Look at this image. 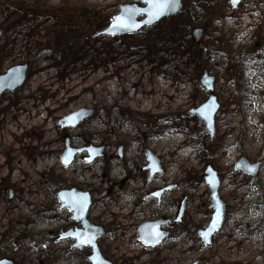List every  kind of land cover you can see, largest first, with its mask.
I'll return each instance as SVG.
<instances>
[{
    "label": "rangeland",
    "instance_id": "rangeland-1",
    "mask_svg": "<svg viewBox=\"0 0 264 264\" xmlns=\"http://www.w3.org/2000/svg\"><path fill=\"white\" fill-rule=\"evenodd\" d=\"M132 2L0 0V75L30 66L26 84L0 101V127L27 117L24 128L9 133L10 145L0 139V260L90 264V248L58 241L80 225L60 210L57 193L77 188L92 196L88 219L105 228L99 247L113 264H264V0H245L236 10L230 0H187L178 16L136 34L93 37ZM209 13L215 15L210 27L203 23ZM196 28L204 30L199 43ZM204 71L216 77L221 107L213 142L203 121L190 115L209 97L200 81ZM165 84L180 104L173 107L169 94L157 108ZM80 109L94 114L62 129L60 121ZM67 139L74 148H105L104 158L89 164L84 152L64 167ZM181 141L187 148L173 166L168 158ZM147 150L163 169L150 181ZM241 158L259 164L255 177L236 169ZM21 164L30 169L15 181ZM208 166L221 180L227 212L205 246L198 231L213 213ZM165 188L171 191L158 202L153 194ZM183 201L181 221L165 227L169 238L145 247L141 224L175 221ZM116 204L124 209H112Z\"/></svg>",
    "mask_w": 264,
    "mask_h": 264
},
{
    "label": "water",
    "instance_id": "water-1",
    "mask_svg": "<svg viewBox=\"0 0 264 264\" xmlns=\"http://www.w3.org/2000/svg\"><path fill=\"white\" fill-rule=\"evenodd\" d=\"M185 1L187 0H179V4L175 8V10L160 16L158 19H153L151 23L147 22L150 19V16L146 12L136 11L137 9H148L149 5L145 3V0H133V2L130 4L120 5L118 7V13L112 17L109 26L105 30L94 34V38L130 36L132 34L138 33L144 28H151L165 19L178 16L186 6ZM244 1L245 0H238L236 4H233L232 0H230V7L236 10ZM116 16H130V23L132 26L126 30H116L114 33L108 31V29H111L113 25V18ZM193 36L195 38V41L199 43L204 37V30L202 28H196L193 31ZM29 69L30 66L28 63L23 65H16L11 67L5 74L0 75V100L7 92L13 93L21 89L25 85L28 79ZM200 81L204 89L209 92V97L206 102L202 104V106L215 104V107L210 113H208L209 119L207 120L200 115L199 110L202 109V106L191 110L190 115L193 117L197 116L200 118V120L203 121V123L205 124V129L209 134L210 141L213 142L216 136V116L221 108L218 97L215 95L216 77L210 75L207 71H204ZM93 114V109H80L77 112H74L71 115L63 118L60 121L61 128H76L85 120L92 117ZM104 151L105 148H73L70 145V141L67 139L65 141V151L61 157V162L64 167L69 168L74 163L78 155L86 152L88 154L86 162L91 164L97 159L104 158ZM69 152L71 153V155H68ZM146 158L148 161V166L145 168V170L149 171L148 180L150 181L156 175L163 174V169L160 159L150 150L146 151ZM258 168V163L250 164L246 158H241L236 164L237 170H242L245 174L252 177H255L258 174ZM205 175V182L210 189V207L213 210V213L209 225L206 229L199 230L198 236L201 238L205 246H209L212 245L214 235L218 233L224 225L226 204L220 198L219 190L221 187V181L218 173L211 166H208L205 171ZM166 191H171V188L162 189L156 192L159 193V195H153V197H155L158 202H160L161 197L165 194ZM85 197L87 203L83 212L71 210L73 202L84 199ZM57 199L60 204V210H67L71 214L72 220L75 223L81 225L80 229L62 234L58 238V241L73 240V248L78 250L90 248L91 254L88 257L90 264H113L112 262L104 258L99 247V241L106 235L105 228L95 225L88 219L89 212L93 204L92 196L90 195V193L84 192L77 188L62 189L58 191ZM185 208V201H183L179 209L178 218L175 220V223H179L181 221L184 215ZM170 223V221L156 220L141 224L138 230L139 241L145 247L155 248L160 246L169 237V232L165 231L164 228ZM156 228H158L159 232L162 233V235L158 238V240H151L149 233ZM81 233H83L85 236L94 234L95 240L93 244L81 246L77 240V236ZM0 264H14V262L7 259H1Z\"/></svg>",
    "mask_w": 264,
    "mask_h": 264
},
{
    "label": "snow or ice",
    "instance_id": "snow-or-ice-1",
    "mask_svg": "<svg viewBox=\"0 0 264 264\" xmlns=\"http://www.w3.org/2000/svg\"><path fill=\"white\" fill-rule=\"evenodd\" d=\"M232 2L233 4H236L238 0H232ZM145 3L149 5L148 9L146 10L137 9L136 11L146 12L150 16V19L147 22L151 23L153 19H158L160 16L175 10L177 5L179 4V0H145ZM130 21H131L130 16L128 17L116 16L113 18V25L111 29H108V31L114 33L116 30H126L132 26ZM214 107L215 104L202 106V109L199 110L200 115L206 120L209 119L208 113H210L214 109ZM68 155H71V153L69 152ZM153 195H159V193H154ZM86 203H87L86 197L84 199L75 201L73 202V206L71 210L83 212L85 210ZM161 235L162 233L159 232L158 228L154 229L152 232L149 233L151 240H158V238ZM77 240L81 246L92 245L95 240V235L89 234L85 236L83 233H81L77 236Z\"/></svg>",
    "mask_w": 264,
    "mask_h": 264
},
{
    "label": "bare ground",
    "instance_id": "bare-ground-1",
    "mask_svg": "<svg viewBox=\"0 0 264 264\" xmlns=\"http://www.w3.org/2000/svg\"><path fill=\"white\" fill-rule=\"evenodd\" d=\"M132 76V75H131ZM149 80H150V77L149 76H147L146 78H145V83L144 84H146L147 82H149ZM131 79H128V82H130L131 83ZM156 83L157 84H161V81L159 80V79H157L156 80ZM181 84H183V83H181ZM164 86V85H163ZM170 88H172V85H170V86H167L166 84H165V86H164V89H163V94L162 95H160L159 97H157L155 100H154V103H153V105L155 106V107H157V108H159V107H162V106H165V102H164V96L165 95H169L170 94ZM184 93V88L182 89V88H179V92L178 93ZM130 93H128V95H129ZM169 96H171V97H174L175 99H176V101H174L173 103V107L174 106H176L177 105V103L178 104H180L179 103V98L178 97H176L177 95L176 94H170ZM130 97V96H129ZM133 101H136V100H140V99H138L136 96H133ZM141 101V100H140ZM148 103H150V102H148ZM130 108V107H129ZM130 109H132V108H130ZM136 110V109H135ZM136 112H137V110H136ZM139 112H140V110H139ZM33 115H36V114H33ZM32 115V116H33ZM26 121H27V117H21L20 119H18L15 123H13V124H9L11 121H9L8 123H7V126L6 127H0V139H2V138H4V143L6 144V145H10V141L8 140V137H9V133H15V131H17V128H24L25 127V125H26ZM40 121H37L36 122V124H38ZM48 131H50V129H48ZM47 140H49V137H47ZM187 148V146H185V142L184 141H181V142H176V146H174V150H171V154H170V157L168 158V161H169V164H171V165H173V166H175V165H177L178 164V166H179V163H178V158H176V155H178L180 152H184V150ZM39 163L41 164V163H44V161H39ZM222 166H224L223 164H225V162H222V163H220ZM26 169H30L28 166H26V165H24V164H21V165H17L16 166V171H17V173L13 176V180H15V181H21V178H20V176L21 175H23V171L24 170H26ZM229 185V184H228ZM227 185V187H229ZM238 190V189H237ZM131 193H133L134 191H130ZM130 194V193H129ZM130 195H132V194H130ZM236 199L238 200L239 199V194L237 193L236 194ZM25 203V202H24ZM237 203V202H236ZM26 204L27 205H29V204H31V200H27L26 201ZM116 207H114L113 205L111 206L112 207V209H115V208H121L120 210H122V209H124V206L122 205V204H116L115 205ZM21 208H19L18 207V211L19 212H22V210H20Z\"/></svg>",
    "mask_w": 264,
    "mask_h": 264
},
{
    "label": "trees",
    "instance_id": "trees-1",
    "mask_svg": "<svg viewBox=\"0 0 264 264\" xmlns=\"http://www.w3.org/2000/svg\"><path fill=\"white\" fill-rule=\"evenodd\" d=\"M214 1H216V0H214ZM185 8H186V7H185ZM184 10H185V9H184ZM184 10H183V11H184ZM214 18H215V15H214L213 13H209V14L206 16V18H205V22H203V23H204V24L206 23V25L210 27L211 22L214 21ZM189 19H190V17H189ZM207 26H206V27H207Z\"/></svg>",
    "mask_w": 264,
    "mask_h": 264
},
{
    "label": "flooded vegetation",
    "instance_id": "flooded-vegetation-1",
    "mask_svg": "<svg viewBox=\"0 0 264 264\" xmlns=\"http://www.w3.org/2000/svg\"><path fill=\"white\" fill-rule=\"evenodd\" d=\"M120 153H121V151H120ZM181 207V206H180ZM180 209V208H179ZM167 221H170L171 223L169 224V226H172V224H175L174 223V221L172 220V219H169V220H167ZM169 235H170V232H169Z\"/></svg>",
    "mask_w": 264,
    "mask_h": 264
}]
</instances>
